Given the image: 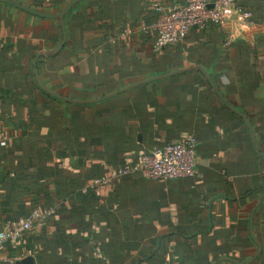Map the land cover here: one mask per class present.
<instances>
[{
	"label": "crops",
	"instance_id": "1",
	"mask_svg": "<svg viewBox=\"0 0 264 264\" xmlns=\"http://www.w3.org/2000/svg\"><path fill=\"white\" fill-rule=\"evenodd\" d=\"M55 14L70 0H11ZM183 0H84L64 19L0 2V229L58 207L1 257L16 264H264V0H238L224 29H192L175 45L144 30ZM242 13L250 14L246 23ZM128 33L123 36L122 34ZM236 33H239L237 36ZM128 85L200 66L111 99ZM240 113L242 116L238 115ZM197 138L192 178H112L167 144ZM101 178L109 185L91 188ZM0 264H4L0 262Z\"/></svg>",
	"mask_w": 264,
	"mask_h": 264
},
{
	"label": "built area",
	"instance_id": "2",
	"mask_svg": "<svg viewBox=\"0 0 264 264\" xmlns=\"http://www.w3.org/2000/svg\"><path fill=\"white\" fill-rule=\"evenodd\" d=\"M160 11L158 20L145 27L146 32L153 31L164 45H175L183 42L193 28L206 29L214 25L224 29L227 20L234 12L239 11L237 0H183L164 10L159 4L155 5ZM246 23L250 21V14L242 13ZM253 24V23H252ZM125 31L122 35L125 36ZM6 144L3 137L0 145ZM197 138L190 137L185 141L167 144L141 155L138 160L124 165L112 174V178H122L138 174L145 179L174 181L192 178L197 168ZM108 178L95 180L91 188L109 185ZM58 207L33 208L30 212L16 220H7L0 229V262L16 264L22 255L15 257H1L6 245L16 244L19 239L34 226L47 227L50 220L58 213Z\"/></svg>",
	"mask_w": 264,
	"mask_h": 264
},
{
	"label": "water",
	"instance_id": "3",
	"mask_svg": "<svg viewBox=\"0 0 264 264\" xmlns=\"http://www.w3.org/2000/svg\"><path fill=\"white\" fill-rule=\"evenodd\" d=\"M82 1L84 0H70L67 4H65V6H63V8L55 13V14H47V13H44V12H39L37 10H34L32 8H29L27 6H23L21 4H18L14 1H11V0H0L1 3H5L7 5H11V6H14L16 8H19L25 12H28L30 14H33L35 16H38V17H41V18H45V19H59L61 22H62V25L63 27L65 26L64 25V19H65V16L79 3H81ZM66 42V37L64 39V41L55 49L53 50H47V51H43V52H40L39 54L36 55L34 61H33V66H34V73H35V76H36V79H37V82L40 86V88L47 94L59 99V100H62L64 102H68V103H75V104H91V103H97V102H101V101H105V100H108V99H111L113 97H116L122 93H125L127 91H130L136 87H140L142 85H146V84H150V83H153L155 81H159V80H163V79H167V78H170V77H173V76H176V75H179V74H182V73H186V72H190V71H200L202 72L208 79L209 83L212 85V87L216 89V86L215 84L213 83V80L211 79V77L207 74V72L200 66H194V65H191V66H187L185 68H182V69H179L177 71H174V72H170V73H167V74H163V75H159V76H154L152 78H149V79H146V80H143L141 82H137V83H134V84H131V85H128L120 90H117L115 92H112L110 94H107L103 97H100V98H96V99H91V100H75V99H70V98H66V97H63L62 95L58 94L57 92L51 90L49 87H47L45 85V83L43 82L40 74H39V71L37 69V62H38V59L41 58V57H44V58H49L55 54H57L61 48L63 47V45L65 44ZM238 115L242 116L240 113L236 112ZM246 125L248 126V129L250 131V134L254 140V143H255V147H256V150L258 152V155H259V158H260V161H261V164H262V167H263V171H264V159L262 157V154L261 152L259 151V147H258V143H257V140H256V137H255V134L253 132V129L251 128L248 120L246 117L242 116ZM264 199V193H263V196L259 202V205L262 203ZM261 253V247H259V253L254 256L252 259H250L247 263L245 264H250L252 261H254L257 257H259V254ZM220 261H230L232 262L233 264H240L238 263L236 260L234 259H230V258H222ZM21 263V262H20ZM18 263V264H20Z\"/></svg>",
	"mask_w": 264,
	"mask_h": 264
},
{
	"label": "trees",
	"instance_id": "4",
	"mask_svg": "<svg viewBox=\"0 0 264 264\" xmlns=\"http://www.w3.org/2000/svg\"><path fill=\"white\" fill-rule=\"evenodd\" d=\"M237 1H238V0H237ZM208 27H210V26H208ZM208 27H207V28H208ZM193 29H199V28H193ZM10 220H13V219H10Z\"/></svg>",
	"mask_w": 264,
	"mask_h": 264
},
{
	"label": "clouds",
	"instance_id": "5",
	"mask_svg": "<svg viewBox=\"0 0 264 264\" xmlns=\"http://www.w3.org/2000/svg\"><path fill=\"white\" fill-rule=\"evenodd\" d=\"M236 35L238 36V35H239V33H236Z\"/></svg>",
	"mask_w": 264,
	"mask_h": 264
}]
</instances>
